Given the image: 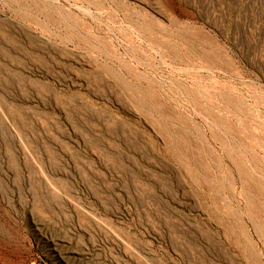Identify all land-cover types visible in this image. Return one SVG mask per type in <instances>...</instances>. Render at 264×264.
Masks as SVG:
<instances>
[{"label": "rangeland", "instance_id": "1", "mask_svg": "<svg viewBox=\"0 0 264 264\" xmlns=\"http://www.w3.org/2000/svg\"><path fill=\"white\" fill-rule=\"evenodd\" d=\"M0 264H264V0H0Z\"/></svg>", "mask_w": 264, "mask_h": 264}]
</instances>
